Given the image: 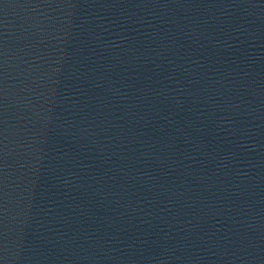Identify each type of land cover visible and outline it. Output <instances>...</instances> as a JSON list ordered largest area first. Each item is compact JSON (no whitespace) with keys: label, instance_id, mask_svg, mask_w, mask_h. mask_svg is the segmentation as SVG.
Segmentation results:
<instances>
[{"label":"water","instance_id":"obj_1","mask_svg":"<svg viewBox=\"0 0 264 264\" xmlns=\"http://www.w3.org/2000/svg\"><path fill=\"white\" fill-rule=\"evenodd\" d=\"M0 264H197L23 0H0Z\"/></svg>","mask_w":264,"mask_h":264}]
</instances>
